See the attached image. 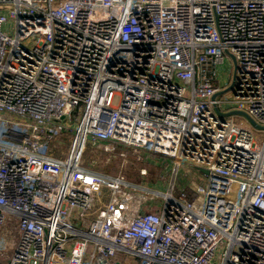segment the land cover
I'll use <instances>...</instances> for the list:
<instances>
[{
    "label": "built area",
    "instance_id": "2783aa9c",
    "mask_svg": "<svg viewBox=\"0 0 264 264\" xmlns=\"http://www.w3.org/2000/svg\"><path fill=\"white\" fill-rule=\"evenodd\" d=\"M0 264H264V0H0Z\"/></svg>",
    "mask_w": 264,
    "mask_h": 264
},
{
    "label": "rangeland",
    "instance_id": "374dc122",
    "mask_svg": "<svg viewBox=\"0 0 264 264\" xmlns=\"http://www.w3.org/2000/svg\"><path fill=\"white\" fill-rule=\"evenodd\" d=\"M9 8V7H8ZM228 72L229 68L226 65L222 66L221 72ZM231 90L226 91L221 95V97L224 100L229 99V94ZM119 99L117 98L114 102V104H118ZM238 119L242 121H248L247 118L243 115H237ZM83 117V110L78 111L76 110L71 115V121L68 124L69 129L63 133V136L60 137L59 140H61L60 143L57 144V147L55 148V155L58 157H65L68 155L70 144L72 142L73 134L75 133V130L77 128V125L81 122ZM249 122V121H248ZM250 123V122H249ZM251 128L254 130L256 134H259L262 129L255 127L253 124H251ZM259 143H263V138L260 140ZM129 151V157L126 161L123 171L124 173L135 183L141 184V185H149V187H152L154 189H161L163 190V187L160 184V175H161V169L162 166L157 165L155 163H151L149 161H143L140 160V156L145 157V151L143 150L140 153H132V149H126ZM120 152V149H118L117 153ZM83 161L86 166H89L88 164H93L94 161H96L95 166L96 169L102 173L109 174V173H118V171L121 168V164L123 162V158L120 157L118 154H114V156H111V160L108 161V158L110 157V154L108 152H105L101 148L92 147L89 146L87 151L83 154ZM154 157H159V155L153 154ZM165 165V164H164ZM146 167L148 169L149 175L143 178L140 174L141 168ZM171 170V169H170ZM177 179L175 182V195H180V189L182 187L186 188L188 186V183L191 180L196 181L197 183H203V179L200 176L201 171L198 168H195L193 165H185L184 168H180L177 172ZM174 171L170 174L168 179L169 182L173 179ZM167 185V183H166ZM167 187V186H166ZM165 189V188H164ZM189 191V189H188ZM189 193V192H188ZM190 194V199L193 198L192 194Z\"/></svg>",
    "mask_w": 264,
    "mask_h": 264
},
{
    "label": "water",
    "instance_id": "95a60500",
    "mask_svg": "<svg viewBox=\"0 0 264 264\" xmlns=\"http://www.w3.org/2000/svg\"><path fill=\"white\" fill-rule=\"evenodd\" d=\"M234 61H235V59H234ZM235 63H236V61H235ZM232 87V86H231ZM223 93V91L222 92H220V94H222ZM230 114H242L243 116H245L255 127H257V128H259L260 127V125H258V123L250 116V115H248L247 113H245V112H242V111H232V112H230Z\"/></svg>",
    "mask_w": 264,
    "mask_h": 264
}]
</instances>
